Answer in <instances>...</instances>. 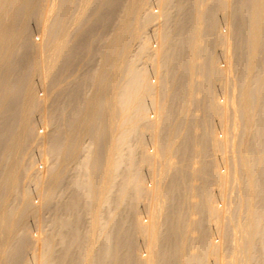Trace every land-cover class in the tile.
Segmentation results:
<instances>
[{"label": "bare ground", "instance_id": "6f19581e", "mask_svg": "<svg viewBox=\"0 0 264 264\" xmlns=\"http://www.w3.org/2000/svg\"><path fill=\"white\" fill-rule=\"evenodd\" d=\"M0 264H264V0H0Z\"/></svg>", "mask_w": 264, "mask_h": 264}, {"label": "rangeland", "instance_id": "374dc122", "mask_svg": "<svg viewBox=\"0 0 264 264\" xmlns=\"http://www.w3.org/2000/svg\"><path fill=\"white\" fill-rule=\"evenodd\" d=\"M34 36H35V39H36L37 41H39V39H40V33H39V31H38L36 28L34 29ZM38 89H39V91H40V94L42 95L41 85L38 86ZM37 124H38L39 128H41V132H42V127H43V126H42V124H41V119H38ZM40 159H41V157H38V156H37V158H36V160L38 161L37 164L40 165V168H42L43 165H42V161H41ZM218 201H219V203H222V202H223L222 199H218ZM32 229H33V232L35 233V235H37V231H36L35 226H32ZM239 235H240V234H238V236H239Z\"/></svg>", "mask_w": 264, "mask_h": 264}]
</instances>
